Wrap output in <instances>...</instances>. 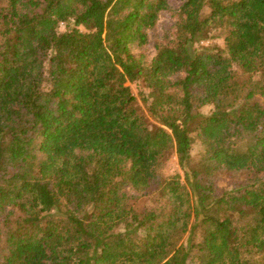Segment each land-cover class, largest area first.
<instances>
[{
  "label": "trees",
  "instance_id": "1",
  "mask_svg": "<svg viewBox=\"0 0 264 264\" xmlns=\"http://www.w3.org/2000/svg\"><path fill=\"white\" fill-rule=\"evenodd\" d=\"M165 8L0 0V264H264V0Z\"/></svg>",
  "mask_w": 264,
  "mask_h": 264
},
{
  "label": "rangeland",
  "instance_id": "2",
  "mask_svg": "<svg viewBox=\"0 0 264 264\" xmlns=\"http://www.w3.org/2000/svg\"><path fill=\"white\" fill-rule=\"evenodd\" d=\"M185 0H166L167 8L162 9L158 12L156 22L154 26L145 29L146 33V40L144 43H138L137 40L130 43L129 48L130 52L133 56L140 59L145 64H149L151 59L155 55V44L156 43H168L170 42L175 34L177 29V25L179 23V16L178 11L180 6ZM209 9L205 8L203 13H208ZM61 29H63V25L61 24ZM83 29V28H81ZM219 31L215 30L212 32L209 40L204 43V45H210L211 47H223L224 43L222 38L219 36ZM181 74H174L171 76V79L174 80L175 78L180 77ZM131 87L132 92L139 98L138 95V88L134 83L129 84ZM211 105L203 106L200 111L207 115L210 114L212 111ZM36 147H35V154L36 160H40L43 157V154L38 151V143L39 138L35 139ZM203 147L198 139H195L194 144L192 146L191 155L193 160H197L199 158L200 153L202 152ZM165 174H173L179 173L183 178V172L177 164V160L175 156H172L171 159L168 161L167 166L164 169ZM183 181V180H182ZM216 187L218 190L223 188L231 189L232 187L224 180H221L216 183ZM124 191L131 197L138 198L137 193L131 187H124ZM148 205V202H147ZM6 240L5 237L2 236L0 241V246L2 247V254L6 252Z\"/></svg>",
  "mask_w": 264,
  "mask_h": 264
}]
</instances>
